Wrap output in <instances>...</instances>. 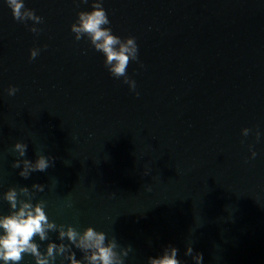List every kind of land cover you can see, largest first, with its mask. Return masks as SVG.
I'll return each mask as SVG.
<instances>
[{"label": "water", "instance_id": "water-1", "mask_svg": "<svg viewBox=\"0 0 264 264\" xmlns=\"http://www.w3.org/2000/svg\"><path fill=\"white\" fill-rule=\"evenodd\" d=\"M23 2L42 23L16 21L0 0V215L3 193L38 183L32 203L50 221L131 245L124 264L169 245L181 264H195L189 245L203 264H264V0H103L105 27L136 38L134 91L71 31L93 0ZM40 154L55 158L45 172L12 167ZM34 242L43 253L62 241Z\"/></svg>", "mask_w": 264, "mask_h": 264}, {"label": "clouds", "instance_id": "clouds-1", "mask_svg": "<svg viewBox=\"0 0 264 264\" xmlns=\"http://www.w3.org/2000/svg\"><path fill=\"white\" fill-rule=\"evenodd\" d=\"M11 9L13 18L18 22L33 21L34 24L43 22L42 17L37 16L35 11L25 7L23 0H5ZM87 3L88 0H82ZM103 0H93L91 11H80L77 13V21L71 25V31L75 34L77 41L87 37L91 45L104 57L105 67L115 78H124V83L128 84L131 90H135L136 83L127 75L128 65L133 61H138V45L135 37L121 39L112 34L110 20L105 9L102 6ZM33 33L40 30L35 26L29 29ZM39 54V49L30 50V59H35ZM18 91L16 87L8 88V95L12 96ZM139 95V93H137ZM250 129L244 128L242 135L248 136ZM257 140L260 138V132L255 133ZM250 147L251 158L255 159L257 153ZM15 151L19 157H25L27 144L17 142L14 145ZM54 157H48L43 154L37 156L35 162L29 159H17L14 161L13 168L23 169L19 175L25 179L29 178L33 172H45L54 165ZM45 185L33 184L30 191L27 187L9 188L3 193V200L10 205L8 215H0V261L3 264H20L25 255L34 258L35 264H55L59 256L62 260H67L69 264H124V258L131 251V245L127 248H120L115 237L107 239L106 233L97 231L89 226L83 232L77 231L71 225L56 224L50 221L45 212V202L43 200L33 204L35 192H43ZM26 199H21L20 197ZM49 231L58 232V239L62 241L57 244L49 242L45 252H41L40 245L35 241L39 237L40 241L48 240ZM67 239L69 244L63 243ZM79 249L83 255L77 259L75 253L70 247ZM193 247L189 245L186 248L185 255L191 256L195 264H203V253L193 254ZM178 257V249L169 245L163 250L159 258H148V264H181Z\"/></svg>", "mask_w": 264, "mask_h": 264}]
</instances>
